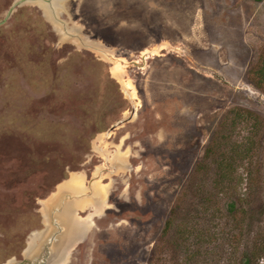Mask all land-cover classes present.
Returning <instances> with one entry per match:
<instances>
[{
	"label": "rangeland",
	"instance_id": "374dc122",
	"mask_svg": "<svg viewBox=\"0 0 264 264\" xmlns=\"http://www.w3.org/2000/svg\"><path fill=\"white\" fill-rule=\"evenodd\" d=\"M59 17L72 35L33 1L0 26V264H43L55 222L50 264H264V0H67ZM210 144L237 171L207 214ZM176 205L193 236L164 233Z\"/></svg>",
	"mask_w": 264,
	"mask_h": 264
},
{
	"label": "trees",
	"instance_id": "16d2710c",
	"mask_svg": "<svg viewBox=\"0 0 264 264\" xmlns=\"http://www.w3.org/2000/svg\"><path fill=\"white\" fill-rule=\"evenodd\" d=\"M257 73L260 72V78L264 80V63L260 70L256 71ZM255 72V73H256ZM258 87H262L260 82H258ZM239 156L240 154L237 153V151L234 152V155L232 159L235 160L236 156ZM215 156L218 158L217 165L215 167V177L212 182L211 190L205 191L202 189V191L206 192L204 193V196L202 197V203H200L198 206L201 208H204L205 212L209 214L208 212H211L215 209L213 207L214 203L216 202V198H220L223 196L224 193L227 192L230 187L226 183L228 181V178H232V175L237 171V168L234 166V162L230 161V157H228L227 152H219L216 150V147L212 144H210L204 155V160L199 163V165L196 169V172L198 173L201 169H203L205 165V160L209 159L210 157ZM236 179V178H235ZM236 182H239V178L237 177ZM222 199V198H221ZM228 230H231V227L234 228H240L243 230V225H245L246 218H251L252 213H249V211H245L242 206H238L237 201H231L228 203ZM181 206H175L170 214L169 219L166 222V227L164 230V233H169L170 230L175 228L177 232L180 234H188L189 236H193L195 232H198V227L196 225V221H194V214L192 212H188L187 214H183V212H180ZM251 223V222H250ZM207 223V226L209 228L206 229V231H210V224ZM179 239V238H178ZM178 240L175 241L177 243ZM260 248L256 246V249L254 251V254H256L257 251H259ZM196 252L193 251L190 254V259L192 257H195ZM246 256H243L242 260L243 262L247 263L249 261L250 257L245 258ZM244 263V264H245ZM249 264V263H247Z\"/></svg>",
	"mask_w": 264,
	"mask_h": 264
},
{
	"label": "water",
	"instance_id": "95a60500",
	"mask_svg": "<svg viewBox=\"0 0 264 264\" xmlns=\"http://www.w3.org/2000/svg\"><path fill=\"white\" fill-rule=\"evenodd\" d=\"M27 1H33V2H39L41 5H46V6H48L49 7V11H50V13L52 14V16L60 23V24H62L63 25V27H64V31L67 33V34H69V35H72L71 33H70V31L68 30V25H67V23L65 22V21H62L61 19H60V17H59V15L61 14V12L65 9V3H66V1L67 0H18V1H16L15 3H14V5L12 6V8L10 9V11L8 12V14H7V16L5 17V19L4 20H2L1 22H0V26L1 25H3V24H5V22L7 21V19L10 17V15L13 13V11L15 10V8L18 6V5H20V4H22V3H24V2H27ZM56 2H59L58 4H59V6L58 5H56ZM71 31H74V33L75 34H73V35H75V36H79V34L77 33V31L76 30H71ZM135 113H136V108H134L133 110H132V115L130 116V118L129 119H123V120H121L120 122H118V123H116V124H114L110 129H109V131H108V135H111V133L114 131V129H116L117 127H119L120 125H122L123 123H125L126 121H128V120H132L133 118H134V116H135ZM68 197V195L66 196V198ZM60 203H61V206H60V209L58 210V211H55L54 212V214H56V213H59V214H61V213H63L64 212V204L66 203V200H65V197L63 198V199H61L60 200ZM59 222H55V226L56 227H58L59 228V232L57 233V234H54V235H52L49 239H47L46 240V242L42 245V248H41V250H43V249H47L48 250V255H47V258L43 261V264H50V260H52V257H53V255H54V253H53V251H52V246H53V244H54V241H56L57 240V235L58 234H60V233H62V228H61V226H60V224H58ZM37 257H34V260L36 259Z\"/></svg>",
	"mask_w": 264,
	"mask_h": 264
},
{
	"label": "bare ground",
	"instance_id": "6f19581e",
	"mask_svg": "<svg viewBox=\"0 0 264 264\" xmlns=\"http://www.w3.org/2000/svg\"><path fill=\"white\" fill-rule=\"evenodd\" d=\"M59 2H56V5H58L59 6V4H58ZM46 8L48 9V11H49V7L48 6H46ZM51 14V13H50ZM118 71V70H117ZM128 83V82H127ZM132 84V83H131ZM130 83H128V85H129V87H131L130 85H131ZM133 92V91H132ZM75 179V181L77 180L76 178H74ZM78 181H80V180H78ZM78 181H76V183L78 184V186H80L79 185V182ZM73 183V182H72ZM73 186V185H72ZM83 186V185H82ZM76 190V189H75ZM77 191V190H76ZM78 192V191H77ZM97 202H98V200H97ZM96 202V203H97ZM74 207V206H73ZM72 206H67V209H65L64 210V212L63 213H61L60 214V216H59V219H60V221L64 224V225H69V222H70V219H72V217H71V214H72ZM58 217V216H57ZM47 218V217H46ZM75 218H76V216H75ZM82 221H83V219H81ZM86 222V221H85ZM88 224V223H87ZM88 226V225H87ZM79 227V226H78ZM89 227V226H88ZM88 227H83V226H81V228H79L78 230H76L75 231V234H76V237H82L83 236V238H85V235H86V231H87V229H88ZM83 238H81V239H83ZM81 239H79V240H81ZM44 240V237L42 236L41 237V235L39 234V235H37V236H35L34 238H33V240L30 242V246H29V248H28V254L29 255H31L32 257H35L36 255H37V253H38V251L40 250V242L39 241H43ZM78 240V241H79ZM77 241V242H78ZM60 242H61V240H60ZM76 242V243H77ZM55 251V250H54ZM69 252V251H68ZM68 252H64L63 254H62V256L61 255H59V252H57L56 253V257H55V262H59V261H63V262H65V261H67V259H69L68 257H70L69 256V253ZM65 259V260H64ZM54 262V263H55Z\"/></svg>",
	"mask_w": 264,
	"mask_h": 264
},
{
	"label": "flooded vegetation",
	"instance_id": "af4514ba",
	"mask_svg": "<svg viewBox=\"0 0 264 264\" xmlns=\"http://www.w3.org/2000/svg\"><path fill=\"white\" fill-rule=\"evenodd\" d=\"M33 258H34V257H33ZM43 261H44V260H42V263H43ZM39 263H40V261H39Z\"/></svg>",
	"mask_w": 264,
	"mask_h": 264
}]
</instances>
